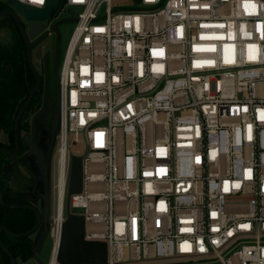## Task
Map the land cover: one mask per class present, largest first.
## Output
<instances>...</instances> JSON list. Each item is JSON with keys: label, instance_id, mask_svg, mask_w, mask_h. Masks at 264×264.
Returning a JSON list of instances; mask_svg holds the SVG:
<instances>
[{"label": "built area", "instance_id": "obj_1", "mask_svg": "<svg viewBox=\"0 0 264 264\" xmlns=\"http://www.w3.org/2000/svg\"><path fill=\"white\" fill-rule=\"evenodd\" d=\"M133 2L59 0L80 12L57 78L49 264L82 142L70 208L108 264H264V0Z\"/></svg>", "mask_w": 264, "mask_h": 264}, {"label": "rangeland", "instance_id": "obj_2", "mask_svg": "<svg viewBox=\"0 0 264 264\" xmlns=\"http://www.w3.org/2000/svg\"><path fill=\"white\" fill-rule=\"evenodd\" d=\"M114 9L126 10L137 9L138 6L133 0H112ZM80 12L79 8H69L56 14L53 11L49 20L42 22V32L31 42L35 45L31 53V61L40 77V87L45 94L44 111L35 123L38 132L43 130L42 141L36 152L31 156H26L28 151H22V162L12 161L7 166L10 174V186L16 191L27 193L32 189L40 191L46 197L44 205L43 225L32 234L33 254L26 260H18L16 264H49L51 250L54 245L51 220L55 218L56 211V180H57V135L58 126L56 121L57 111V78L65 56V52L75 28V14ZM25 27L30 22L23 21ZM9 38L7 29L0 31V43L6 42ZM40 111V110H39ZM35 116V115H34ZM33 116V117H34ZM30 118L29 132L31 131ZM3 133L0 130V141ZM87 148L82 142L70 148L72 154L82 156ZM21 156H18L19 158ZM44 200V198H42ZM41 207V206H40ZM40 209L42 215L43 210ZM76 214H83L84 211L73 210ZM140 264V263H129Z\"/></svg>", "mask_w": 264, "mask_h": 264}, {"label": "trees", "instance_id": "obj_3", "mask_svg": "<svg viewBox=\"0 0 264 264\" xmlns=\"http://www.w3.org/2000/svg\"><path fill=\"white\" fill-rule=\"evenodd\" d=\"M8 10L7 5L0 3V13ZM3 29H7L9 40L0 43V130L8 135V142L0 141V228H4L0 229V264H11L12 259L17 262L33 254L32 234H23L34 228L37 214L30 208L35 206L29 199L13 197L16 193L10 186L7 171L11 157L1 149L14 152L15 118L35 88L37 78L29 65L27 45L15 19L0 16V31ZM42 104L40 87L19 119V132L29 130L30 118L39 112ZM22 151L19 148L18 156Z\"/></svg>", "mask_w": 264, "mask_h": 264}, {"label": "water", "instance_id": "obj_4", "mask_svg": "<svg viewBox=\"0 0 264 264\" xmlns=\"http://www.w3.org/2000/svg\"><path fill=\"white\" fill-rule=\"evenodd\" d=\"M139 3L140 0H134ZM9 6L14 10H8L0 13V16H10L18 24L24 41L27 45V59L29 65L37 78V84L30 93L25 105L20 109L15 118V150L9 152L1 149L2 152L8 154L12 158L18 157L20 142L30 147V151L26 156L34 154L38 148L39 143V132L35 129V123L38 117L44 111L45 94L43 96V104L40 111L33 117L31 121V134H26L23 139L19 133V119L23 114L24 110L28 106L33 95L40 88V77L38 72L35 70L32 61L31 53L35 45L31 42L34 40L43 30L42 22L50 19V16L54 10L57 11L59 0H48L47 5L41 10H30L26 9L15 1H10ZM22 18L28 22H31L28 27H25ZM57 121V117L55 118ZM83 185V160L81 156L73 155L71 157L70 173L68 180V189L65 200V220L61 227V236L57 248L56 261L58 264H108V247L103 241H88L85 239V218L82 214H76L71 212L70 199L71 196L80 194ZM13 197L25 198L23 196L14 194ZM33 209L37 214V223L34 228L23 235H30L35 233L42 224V218L39 211ZM4 230V228H0ZM7 251V250H6ZM22 261L26 260V256H23ZM11 264H16L15 260H11Z\"/></svg>", "mask_w": 264, "mask_h": 264}, {"label": "crops", "instance_id": "obj_5", "mask_svg": "<svg viewBox=\"0 0 264 264\" xmlns=\"http://www.w3.org/2000/svg\"><path fill=\"white\" fill-rule=\"evenodd\" d=\"M1 132L3 133V138H2V142L4 143H7L8 142V135L1 130ZM40 136H39V143H38V147L39 145L41 144V141H42V134H43V130L40 129V131L38 130ZM25 156H21L20 158L19 157H16V158H13L12 161H19V162H22V160L24 159ZM13 189V188H12ZM13 191L17 194V195H20V196H23L27 199H29L31 202L34 203V206L35 208L39 211V213L41 214V218H42V224L43 225V222H44V214H46V207L44 205V202H46V197L43 196L41 194L40 191H36L34 189H32L31 191L27 192V193H21L20 191H16L13 189ZM44 198V200L42 199ZM41 206V207H40ZM42 208H44L43 210V215L40 211V209L42 210ZM33 252H34V249L32 248Z\"/></svg>", "mask_w": 264, "mask_h": 264}, {"label": "flooded vegetation", "instance_id": "obj_6", "mask_svg": "<svg viewBox=\"0 0 264 264\" xmlns=\"http://www.w3.org/2000/svg\"><path fill=\"white\" fill-rule=\"evenodd\" d=\"M20 133V135H21V138L23 139V137L26 135V134H31V131L29 132V131H21V132H19ZM25 148H26V150L29 152L30 151V147H28V146H25V145H23L21 142H20V149L21 150H25Z\"/></svg>", "mask_w": 264, "mask_h": 264}, {"label": "bare ground", "instance_id": "obj_7", "mask_svg": "<svg viewBox=\"0 0 264 264\" xmlns=\"http://www.w3.org/2000/svg\"><path fill=\"white\" fill-rule=\"evenodd\" d=\"M62 161H63V158H62ZM61 208H62V205H61V202L59 204V210L61 211Z\"/></svg>", "mask_w": 264, "mask_h": 264}]
</instances>
